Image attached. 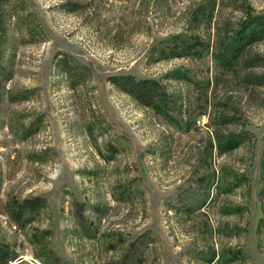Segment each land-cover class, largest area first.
<instances>
[{
	"label": "rangeland",
	"instance_id": "rangeland-1",
	"mask_svg": "<svg viewBox=\"0 0 264 264\" xmlns=\"http://www.w3.org/2000/svg\"><path fill=\"white\" fill-rule=\"evenodd\" d=\"M258 15L264 0L0 3L9 264H264V38L225 50ZM118 74L158 81L170 110Z\"/></svg>",
	"mask_w": 264,
	"mask_h": 264
},
{
	"label": "trees",
	"instance_id": "trees-1",
	"mask_svg": "<svg viewBox=\"0 0 264 264\" xmlns=\"http://www.w3.org/2000/svg\"><path fill=\"white\" fill-rule=\"evenodd\" d=\"M5 0H0L2 3ZM264 38V15L248 16L239 26L232 38V43L225 47L230 59L238 58L249 45ZM229 62V61H227ZM226 63V62H225ZM108 81L121 93L132 97L139 105L151 108L156 113L168 112L173 104L163 86L153 79L136 78L130 74H118L108 77ZM242 134L233 135L216 145L219 153L230 152L238 147ZM41 203L39 200L25 201L19 206L21 212H36ZM13 258L7 248L0 244V264H9Z\"/></svg>",
	"mask_w": 264,
	"mask_h": 264
}]
</instances>
